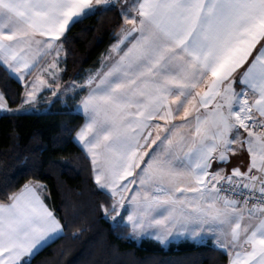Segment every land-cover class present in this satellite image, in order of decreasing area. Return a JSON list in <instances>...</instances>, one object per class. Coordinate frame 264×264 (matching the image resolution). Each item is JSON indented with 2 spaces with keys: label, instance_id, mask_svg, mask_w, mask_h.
Segmentation results:
<instances>
[{
  "label": "snow or ice",
  "instance_id": "obj_1",
  "mask_svg": "<svg viewBox=\"0 0 264 264\" xmlns=\"http://www.w3.org/2000/svg\"><path fill=\"white\" fill-rule=\"evenodd\" d=\"M116 3L0 0V70L24 88L20 109L0 92V112L32 111L23 106L52 86L45 74L56 81L62 71L69 27ZM119 12L131 27L105 58L112 62L69 89H87L76 139L95 183L113 198L105 215L119 229L127 200L134 234L155 229L161 243L212 238L229 264H264V0H133ZM235 146H246L250 163L225 174ZM43 189L29 182L0 201V264H31L65 233L69 225L44 204Z\"/></svg>",
  "mask_w": 264,
  "mask_h": 264
},
{
  "label": "trees",
  "instance_id": "obj_2",
  "mask_svg": "<svg viewBox=\"0 0 264 264\" xmlns=\"http://www.w3.org/2000/svg\"><path fill=\"white\" fill-rule=\"evenodd\" d=\"M119 2L112 11L90 15L65 33L62 81L83 79L96 69L122 25ZM0 92L9 108L23 86L0 70ZM83 90L54 99L48 112L0 114V201L30 182L45 185L44 202L65 233L43 248L31 264H228L225 251L190 240L163 246L151 238L136 242L130 228L118 229L103 212L112 196L94 180L89 157L74 134L84 121L74 110Z\"/></svg>",
  "mask_w": 264,
  "mask_h": 264
},
{
  "label": "rangeland",
  "instance_id": "obj_3",
  "mask_svg": "<svg viewBox=\"0 0 264 264\" xmlns=\"http://www.w3.org/2000/svg\"><path fill=\"white\" fill-rule=\"evenodd\" d=\"M62 69V67H61ZM90 72V71H89ZM37 73L34 74L33 77L30 78V80L32 81L33 79H35ZM87 78V77H86ZM51 80V87H46L47 90H50L49 93H43V94H40L37 93L36 95V98H35V101L32 103V104H29V105H24L23 107L25 108H29V109H32V111H28V112H24L21 110V112L19 113H40V112H48L50 111V104L51 102L54 100V99H61L63 100L67 95H72L74 94L75 92H78L80 91L81 89H76L75 91L73 90H69L70 89V86L73 85V82H75L76 84H81L84 82L83 79H79V80H71V81H62L61 79V72H60V75H58V78L56 81H53L52 79ZM53 91L56 92L55 95H53ZM83 98V93L80 94V97L79 99H77L76 103H75V107H74V110L78 111L79 113H81L84 117V121L83 123L81 124V126L77 129V131L75 132L74 134V139L75 141L83 148V145L80 144V142L76 139V134L77 132L84 126L85 122H86V116L84 115L83 113V110H82V107H80L78 109V106H80V102H81V99ZM24 99V96H23V93H22V98H21V103H19L16 108L14 107L13 109H20L21 108V105H22V101ZM1 113V112H0ZM3 113V112H2ZM83 151L84 153L89 157L90 161H91V165H92V159H91V156L88 155L87 151L83 148ZM146 151L149 152V154H151V152L149 151V148L146 149ZM149 157L148 156H145V161H147ZM144 165L142 164L141 167H143ZM92 169H93V165H92ZM140 169H137L136 172H139ZM93 176H94V172H93ZM95 180V179H94ZM31 182V181H30ZM33 183H39L41 185L44 186V189H45V185L42 183V182H39V181H33ZM97 185V184H96ZM98 186V185H97ZM99 187V186H98ZM130 187L133 189V190H136L139 186L138 184L137 185H130ZM100 188V187H99ZM44 189H43V192H44ZM101 189V188H100ZM105 190L107 193H109L111 195V193L107 190V189H103ZM132 193L129 192V193H126L125 195L127 196H130ZM113 199V198H112ZM127 209V210H125ZM125 209H122L121 210V214L120 216L117 217V220H122L123 221V224H126L129 226L130 228V237L135 240L136 242H139L141 239L143 238H151L155 241H158L155 239V229H149L147 233L143 234V235H140V234H134L133 231H132V227H131V224L127 221V216L131 213L132 211V206L129 204V202L126 200L125 201ZM103 212H104V209H103ZM114 215V213H112ZM105 215V213H104ZM106 216V215H105ZM107 217V216H106ZM112 223H114L113 220H111L109 217H107ZM212 238H208L206 239V242H209L211 241ZM182 240H190V239H185L184 237H169L168 238V241H166L165 243H161L160 241H158L159 243H161L163 246H168L169 243L171 242H179V241H182ZM192 241V240H190Z\"/></svg>",
  "mask_w": 264,
  "mask_h": 264
},
{
  "label": "crops",
  "instance_id": "obj_4",
  "mask_svg": "<svg viewBox=\"0 0 264 264\" xmlns=\"http://www.w3.org/2000/svg\"><path fill=\"white\" fill-rule=\"evenodd\" d=\"M132 2H133V0H127V3L125 2V0H120V2H119V9H120L121 7H128V5H130ZM130 15H135V14H134V13H130ZM130 27H131V25H127V24H125L124 19L122 18V25H121V27L118 29V31L116 32V35H115V39H114V41L109 45V47H108V49L106 50V52L102 55L99 66H98L96 69H94V70H90V72L88 71V72L86 73L85 77L83 78V80H85L86 77H87L90 73H95L96 71L101 70L102 67H103L104 65H106V64H110V63L112 62L111 60H106L105 58L108 57V56L110 55V50H111L113 44H115V43L118 41V39L120 38V36H121V34H122V29L130 28ZM261 43H264V41H261ZM126 46H127V43H126V45L122 46V48H123V47H126ZM259 48H260V45L258 44V45H257V49H259ZM255 55H256V52L254 51V52H253V56H255ZM116 58H118V57H116L115 54H113V60L116 59ZM49 59H50V57H49V58H44V59H42V60L40 61V66H43V65H44ZM251 59H252V57H249V61H251ZM62 60H63V55H62V57H61L60 64H59V67H60V68L62 67V65H61ZM245 67H247V65H245ZM104 70H106V68H104ZM240 71H243V69H241ZM60 72H61V71H60ZM60 72H59L58 75H60ZM35 73H37V75L39 74V67L37 68V70H36L35 72H33V73H32L31 75H29L28 77H26V80L30 82V81H31L30 78L33 77ZM44 78L47 79V80L49 81V84H52V83H51V80H50L51 78L48 77L46 74H45ZM22 86H23V85H22ZM235 87H236V90L239 91L240 88H241V85L237 84ZM49 91H50V90H47L46 87H44V88H42L40 91H38V93H39V95H40V94H43V93H49ZM23 93H24V88H23ZM86 94H87V89L85 88V89H83V97H84ZM20 103H21V102H20ZM15 108H16V107H15ZM210 108H211V106H210ZM11 109H13V108H11ZM201 111L203 112L204 110L202 109ZM1 113H2V112H1ZM1 113H0V114H1ZM3 113H6V112H3ZM181 122H182V121L179 120V119H176V120L173 121V123H175V124H179V123H181ZM159 123L163 124L164 122H163V121H159ZM240 131H241L243 137L246 138V137H247V133L244 132L242 129H241ZM182 132H183L186 136H189V135H190V130H189V129H183ZM166 134H167V133H161L162 136H164V135H166ZM234 134H235V133H233V135H234ZM157 144H159V141L157 142ZM156 147H157V145H152L151 148H149V151L152 152L154 149H156ZM235 147H237L236 154H235L234 156H230V158H229V162H228L227 165H221V167H224V168H225V174H231V170H232L233 168H237V167H238L242 172H244V171L247 170L248 165H249V163H250V156H249V153H248L247 150H246V146H245L244 148H241V147H239V146H235ZM216 168H217V162L214 161L213 164H212V169H211L210 171H215ZM31 182H33V181H31ZM28 183H29V182H28ZM18 191H19V190H18ZM44 194H45V189H44V192H42V198H43V195H44ZM43 201H44V199H43ZM44 204L46 205L45 202H44ZM46 206H47V205H46ZM47 207H48V206H47ZM48 208H49V207H48ZM49 210H51V209L49 208ZM51 211H52V210H51ZM57 219H58V218H57ZM207 243H211V244L214 246V244H213V240H212V239H211V241H209V242H207ZM216 248H218V247H216ZM221 250H222V249H221ZM223 251H224V250H223ZM227 256H228V255H227ZM24 259H28V258L25 257ZM228 264H229V256H228Z\"/></svg>",
  "mask_w": 264,
  "mask_h": 264
},
{
  "label": "built area",
  "instance_id": "obj_5",
  "mask_svg": "<svg viewBox=\"0 0 264 264\" xmlns=\"http://www.w3.org/2000/svg\"><path fill=\"white\" fill-rule=\"evenodd\" d=\"M118 2H120V0H117V3H118ZM117 3H116V4H117Z\"/></svg>",
  "mask_w": 264,
  "mask_h": 264
}]
</instances>
